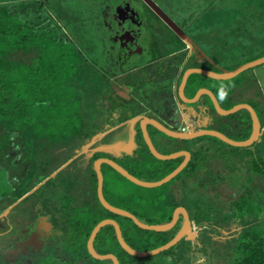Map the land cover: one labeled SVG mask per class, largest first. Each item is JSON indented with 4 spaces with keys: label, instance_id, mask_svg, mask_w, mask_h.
Returning <instances> with one entry per match:
<instances>
[{
    "label": "trees",
    "instance_id": "obj_1",
    "mask_svg": "<svg viewBox=\"0 0 264 264\" xmlns=\"http://www.w3.org/2000/svg\"><path fill=\"white\" fill-rule=\"evenodd\" d=\"M14 1L17 0H0V172H5L11 185L8 190H0V214L41 178L54 173L76 149L91 143L97 135L117 123L111 119L106 106L110 75L103 73L89 58L93 57L96 47L87 36L88 26L78 31L84 46L88 44V49L84 47L87 56L75 40L65 34L63 25L54 19L50 8L43 7V1ZM200 1L210 5L199 7L196 14L191 12L189 29L177 21L192 37V31L195 36L199 31L203 33L206 24L199 28L198 21L204 14L206 21L216 20L214 26L210 23L208 31L216 29L217 24L222 29V36L233 38L246 36L244 31L264 18V12H259L260 2L264 0ZM63 3L67 2L55 0L52 5L58 16L69 18L70 23L73 18L63 11ZM249 5L259 11H251L247 18L243 12ZM22 8L32 16L22 17L18 10ZM211 9L214 13H209ZM75 17L83 19L79 14ZM210 35L201 37V41L213 50L212 53L208 50L212 62L190 53L179 81L191 66L221 72L264 55L240 63L232 61L233 58L224 61L219 53L215 54V37L210 38ZM174 36L182 44L179 55L185 57L188 48ZM200 60L205 65L197 62ZM255 68L229 79L192 73L185 87V94L190 98L202 87L210 89L224 109L239 103L250 104L263 129L259 139L251 145L232 146L210 135L179 139L148 125L153 144L160 153L178 150L191 153L188 164L175 177L157 187H143L109 164L101 166L103 195L110 204L129 211L146 224L168 223L175 209L183 206L196 227L197 236L194 239L183 237L157 255L136 257L120 246L114 227L107 224L94 238L95 251L115 254L120 264H165L160 259L168 257L178 264H264V93L255 77ZM191 105L198 111L194 123L191 121L190 124L193 130L214 129L239 141L251 135L252 119L247 109L221 115L207 94ZM206 118L208 122L203 123ZM172 120L164 124L173 130H181L176 117ZM135 128L137 147L132 154L122 152L119 157H113L104 151H95L83 169L84 179L80 180V168L73 162L40 187L39 191L49 190L53 225L51 243L43 252H33L30 260H26L19 255L7 258L1 248L18 234L15 221L7 224L6 219L9 221L13 215L15 220L17 209L24 207L30 196L13 206L8 217L0 218V264H113L111 259H95L87 249L92 230L106 218L119 223L127 244L138 251L162 246L177 234L181 228L180 219L169 230L143 229L129 217L109 211L98 199L93 163L99 157L115 160L144 181L164 178L183 161V156L167 160L156 158L150 152L138 122ZM111 136L112 132L108 133L103 142L111 141ZM99 145L101 140L91 148ZM226 176L233 183L230 184ZM231 188L234 191L232 197L229 195ZM230 216L241 221H227Z\"/></svg>",
    "mask_w": 264,
    "mask_h": 264
},
{
    "label": "flooded vegetation",
    "instance_id": "obj_2",
    "mask_svg": "<svg viewBox=\"0 0 264 264\" xmlns=\"http://www.w3.org/2000/svg\"><path fill=\"white\" fill-rule=\"evenodd\" d=\"M156 3L159 4L158 2ZM160 8H162L168 14L163 6H160ZM97 13V16H100L98 17V19L100 18L101 21H93L92 25L93 27H96L100 23L99 26L102 28L103 32L101 36H99V33H97L96 30H94L95 28L91 29L89 32L90 34L92 33L90 39L92 40V42H94V46L96 47V56L98 55V53L100 54L97 49H102V53L100 54V56L104 58H109L110 55L112 57L115 56L116 58H123L125 57L124 54H126V57H128L131 62L134 59L136 60L135 55H133L124 47L125 43L123 44V40L120 41L119 39H128L130 43L134 41L136 43L139 39H141L142 41L139 42V46L143 49L145 59L146 56H153L154 50L156 51V48L158 46L157 37L150 32V25H152L154 29H158V27L154 25V22H158L157 25L159 26L160 24L162 25L160 27L165 32L163 34L164 37H169V34H171V36L176 35L169 28V26L165 24L158 17V15L145 3V1L142 0H123V3H121V5L119 3L117 4L116 0H110L108 3H105L104 6H99V10ZM175 22L177 23V21ZM117 25L119 26V28H117ZM183 30L185 31V29ZM138 35L140 37H138ZM163 35L162 38L164 39ZM96 39L101 43L99 47L98 43L95 42ZM104 42L106 43V46L104 45ZM188 53L193 54L194 52H191L188 48L187 54ZM156 55L157 56L155 58L145 60L141 64L132 63L131 66L129 63V67L125 69L122 68V61L120 64H118V68L115 69H111L110 66L103 65V63L100 64V70L103 73H111L110 90L109 93L105 96L107 104L106 106L108 107V111L111 115L112 120H114L113 118H120V114H128V108L134 111L141 104L145 105V98H147L148 92H150L148 90L149 87L155 90V92L162 93L167 84L169 85V83H171V80L173 82L177 80L182 70L180 69L179 71L178 66L180 60H182L184 57L179 55V52H174L173 55ZM194 55L196 54L194 53ZM104 58L102 62L109 63V59L106 61ZM148 67H150L149 69H152V71L151 73L147 74L143 69H146ZM108 69L110 71H108ZM135 73L141 76V82H133L132 76ZM174 75H176L177 77L175 80L171 79ZM165 90L168 91L169 88ZM165 111H167V113L169 112L170 114V112H173V107L172 109H166ZM160 112H162V110ZM86 145L82 146L80 149H76L74 154L56 171H61L71 163L75 162L76 168H80V180L84 179L82 178L84 176L83 169L86 168L88 159L87 153L84 151V147ZM52 174L50 173L46 177L41 178L34 185V187L23 194L12 205L15 206L28 196L32 198L36 193L39 192L40 187L42 185H45L46 182L51 179ZM30 198L28 200H30ZM7 213L3 216H7ZM30 213H33L31 217L24 215L15 217V220L17 221L19 226L17 228L18 234L15 236V238H10L7 244L1 245V248L5 251L7 258L16 257L19 255L26 260H30V254H34L33 252H43L51 243V231L53 230V225L51 222V209L50 211H48L46 210V208L40 205L37 206L35 204L31 207Z\"/></svg>",
    "mask_w": 264,
    "mask_h": 264
},
{
    "label": "water",
    "instance_id": "obj_3",
    "mask_svg": "<svg viewBox=\"0 0 264 264\" xmlns=\"http://www.w3.org/2000/svg\"><path fill=\"white\" fill-rule=\"evenodd\" d=\"M145 2L158 15V17L165 24H167L169 26V28L179 38H181L187 44V46L191 52H194L196 54V56H198L200 58H205V59L209 60L210 62H212L211 58L200 48V46L197 43H195L191 39V37H189L187 35V33L162 8L157 6V4L153 0H146ZM263 63H264V56L253 59L251 61H248V62L238 66L237 68H235L233 70L223 69L221 72H215V71L205 69V68H200V67H191V68H188L184 71V73L182 75V80H181L179 88H178L179 98L184 103H189V104L196 103L199 100V98L201 97V95L207 94L210 97V99L214 105L215 110L217 111V113H219L221 115H230V114H233L240 109H247L249 111V113L251 115V119H252V132H251V135L249 136V138H247L246 140H241V141L233 140L218 130L207 129V128H203V129H199V130L190 129L188 131L187 130H173V129L167 127L164 123L160 122L159 120L152 118V117H149L147 115L142 114V115L133 116L134 111L132 109L128 108L129 111H128L127 115L129 116V118L127 119V124H129L131 122H138L139 123V128L142 132V136H143L150 152L156 158L161 159V160H167V159H173V158L183 156L184 159L172 172H170L164 178L157 180V181H144V180L137 178L133 174H131L129 171H127L125 168H123L120 164H118L115 160H113L109 157H99L93 163L94 170L96 172V177H97V196H98V199L106 209H108L111 212L129 217L130 219H132L134 221V223L137 226H139L140 228H143V229L165 231V230L171 229L178 222L180 217H182L183 220L181 222V228L179 229L177 234L171 240H169L167 243H165L164 245L159 246L157 248H154L152 250L138 251V250L131 248L127 244V242L125 241V239L123 237L121 227L116 220L110 219V218L103 219L94 227V229L92 230V232L89 236V239L87 241V249H88V252L91 254L92 257H94L95 259H98V260L111 259L113 264H120L119 259L117 258V256L115 254H113V253L100 254L97 251H95V249L93 247V241H94V238L97 235L98 231L103 226H105L107 224H110L114 227L115 234H116V237H117V240H118L120 246L126 252H128L129 254L134 255L136 257H148V256L157 255V254H159L165 250L170 249L172 246L177 244L183 237H185L186 239H194L197 236L196 227L193 225L188 211L183 206H179L175 209V211L173 213V217H172L171 221L168 223H165V224H146V223L140 221L136 216H134L129 211L124 210V209L119 208V207H116V206H113L112 204H110L105 199V197L103 195L104 177H103V172H102L101 166L103 163H107L111 167H113L116 171H118L121 175L126 177L128 180L132 181L133 183H135L139 186H143V187H157V186H160V185L168 182L173 177H175L188 164V162L191 158V153L188 150H178V151H174V152H171L168 154L160 153L153 144L150 133L148 131V125L154 126L157 130L161 131L162 133L166 134L167 136L179 138V139H195V138L203 136V135H210V136L217 137V138L221 139L222 141H224L227 144H230L232 146L247 147V146L251 145L252 143H254L255 141H257L259 139V137L262 134L263 129L261 127V122L259 120L257 112L255 111V109L250 104L239 103V104L234 105L230 109H224L220 106L215 94L210 89H208L206 87H202V88L198 89L197 92L195 93V95L191 98L187 97L185 95L184 91H185L187 79H188L189 75L192 73L203 74L205 76H208V77H211L214 79H229V78L235 77L239 73H241V72H243L249 68L256 67V66L261 65ZM142 107H143V104H141L139 107H137V109H141ZM117 120L118 119H116V120L114 119V121H117ZM135 133H136V128L134 126V135H135ZM101 136H103V133L100 135H97V137L95 138L94 141H96L97 138H99ZM93 143L94 142L89 143L88 145H86L84 147V151L87 153V158L95 151H103V150H100V148H96V147L91 148V144H93ZM89 151H93V152L91 154H89V156H88ZM128 154H132V153H128ZM57 172L58 171L54 172L52 174V176H54ZM12 206H10L3 213H1L0 218L3 215H5L7 213V211Z\"/></svg>",
    "mask_w": 264,
    "mask_h": 264
},
{
    "label": "rangeland",
    "instance_id": "obj_4",
    "mask_svg": "<svg viewBox=\"0 0 264 264\" xmlns=\"http://www.w3.org/2000/svg\"><path fill=\"white\" fill-rule=\"evenodd\" d=\"M26 1H29V0H26ZM39 1H43L44 5L43 7H48L50 8V10L53 12V17L54 19L61 23V25H63L64 27V31H65V34L69 37V38H72L75 40V42L77 43V45L85 52V49L84 47H86V49H88V44L84 46V43L81 39V35L78 33V31H83V29H87V26L89 28V32L91 29H94L96 30L97 33H99V36H101L103 30L102 28L97 25L96 27L92 25L93 21H101V19L98 17L100 16H97V12L99 10V6L103 5L105 3H108L110 0H65L67 3H63V11L65 13H68L67 16H70V18L73 20H70V23L68 22L69 18L65 17V18H62V17H59L58 16V13L57 11L55 10V8L53 7L52 3L53 1L55 2V0H39ZM117 1V4L119 3L121 5V3H123V0H116ZM142 1H146V0H142ZM154 1V0H153ZM159 2V4H157L155 1V3L157 4V6H163L165 9L168 10V12L171 14V16L173 17L174 20L178 21L180 26H183L185 28H188L189 24L191 25V21L190 20V16L191 15V12L192 14H196V12H198L197 9H199V7H202L203 5H210V4H207L206 1H200V0H157ZM15 3L17 2H21V0H17V1H14ZM146 3V2H145ZM262 5H260V11L258 9H255V7H251L249 5V8H246V12H243V14L245 15V17L247 16V18L249 16H251V11H259L263 14L264 12V2H260ZM147 4V3H146ZM148 5V4H147ZM149 6V5H148ZM263 6V7H262ZM150 7V6H149ZM151 8V7H150ZM214 8V6L212 7ZM19 10V13L22 17H26V18H29L32 16V13H29L26 9H18ZM187 10H189L190 12H188ZM208 12V11H207ZM206 12V13H207ZM209 13H214V9H211ZM80 15L83 17V19H76L75 16L77 15ZM208 14V13H207ZM262 17H264V15H262ZM206 14H204L202 16V18L199 19L198 21V24H199V28L202 26L201 24L205 25L203 26V33L202 32H197L199 35L195 36V32L192 31V35L193 37L191 36V38L193 39V41L197 42V44L200 46V48L206 53L210 51L212 53L213 50H211V48H209L208 44L206 43H203V41H201V37L202 38H205L208 37L210 35V38H214L215 37V54L217 55L218 53L220 55V57H222V60H229L230 58H233L231 59L232 61H235L237 60L239 63L242 62V61H245V60H248V59H251V58H254V57H257L259 55H262L264 53V18H259L261 19L259 22L258 20L253 24V27H251L250 30H247V31H244V34H246V36L244 37H237V38H233L231 36H222L221 34L222 33V29H220L219 26H217L216 24V29H213L212 31H208V28L210 27V23H213V26L215 24V21H214V18L211 20L209 19L208 21H206ZM67 23V24H66ZM91 24V25H90ZM158 22H154V25H156V27H158V29H154L152 25H150V32L152 34H154V36L157 37L158 40H161L162 39V35L165 33L164 30L160 27L162 26L160 24L157 25ZM195 26V24H194ZM77 27L80 29L78 30ZM117 28H119V26L117 25ZM182 28V27H181ZM189 29V28H188ZM185 31L188 33L187 35L189 36V32L188 30L185 29ZM204 31H207L209 32L208 34H206ZM218 31V32H216ZM87 33V36L90 37V33ZM196 33V34H197ZM218 33V35L216 34ZM92 35V33H91ZM138 37H140L138 35ZM137 37V39H138ZM164 37V35H163ZM190 37V36H189ZM120 41L123 40V44L125 43V48L131 52L133 55H135L136 57V60H129L128 57H126V54L125 57L123 58H116L115 56L112 57L110 55L109 58L107 57H102L100 56V54L102 53L101 50L102 49H97L100 54L98 53V55L96 56V53L97 51L95 50L93 52V57H90L91 59L94 60V62L96 63L97 67L100 69L101 68V63H103V65H106V66H110L111 69H115V68H118V64L121 63L122 61V68H128L129 67V63L130 65L132 66V63L134 64H141L142 62H144L145 60H148L150 58H152V56H146V59L144 57V54H143V49L139 46V42L142 41L141 39L138 40V42L135 43L132 42L130 43V41L128 39H119ZM86 41V40H84ZM183 41V40H182ZM96 43H98V47L100 46V42L96 39L95 40ZM184 42V41H183ZM195 42V43H196ZM185 43V42H184ZM118 44V43H117ZM186 44V43H185ZM104 45L106 46V43L104 42ZM187 45V44H186ZM188 47V46H187ZM161 51H164L166 50L167 48L166 47H160ZM209 50V51H208ZM85 54H87L85 52ZM208 55V54H207ZM88 56V54H87ZM264 56V55H263ZM103 58L107 61L109 59V63H105V62H102L103 61ZM203 60H200V61H197L198 63H202L203 65H205V63L202 62ZM110 64V65H109ZM112 64V65H111ZM133 64V65H134ZM201 64V65H202ZM109 68V69H110ZM132 68V67H131ZM150 67L146 68V69H143L145 73H151L152 69H149ZM108 69V71H110ZM256 70L260 71V75L261 78H262V82H263V85H264V63L261 64V65H258L256 66L255 68ZM107 74H109L111 76V73L108 72ZM132 80L134 83H139V81L141 82V76L137 73L133 74L132 76ZM195 109H197V107H195ZM178 123V126H180V122L177 121ZM226 179L227 181L231 184L233 183V181H229L228 180V176H226ZM223 185V184H221ZM225 185V183H224ZM11 188V185L9 183V181L7 180L6 178V174L5 172H0V190H8ZM49 188H51V186H49ZM49 190H47V188L45 189H41L38 193H36L32 198H30V200H28L23 206H20L17 211H16V215L15 217L19 216V215H24V216H30L33 215V213L31 214L30 213V210H31V207L33 205H40L44 208H46V210H50L51 209V196L49 195V193L47 192ZM231 197L234 196V191L233 189L231 188V192L229 194ZM49 197V198H48ZM13 215H10V217L8 218L7 223L10 224V221L13 220V222L17 225L16 227L18 228V223L16 220H14V218L12 217ZM231 218H229L227 221H230V220H237L238 222L241 221V220H238V218H234V216H230ZM238 217V216H237ZM182 222V217L179 218ZM236 221V222H237ZM235 223V222H233ZM52 233V231H51ZM36 243V242H35ZM161 261H163L165 264H178L176 262H174L171 257H168V258H163V259H160ZM180 264V263H179ZM194 264V263H193Z\"/></svg>",
    "mask_w": 264,
    "mask_h": 264
},
{
    "label": "crops",
    "instance_id": "obj_5",
    "mask_svg": "<svg viewBox=\"0 0 264 264\" xmlns=\"http://www.w3.org/2000/svg\"><path fill=\"white\" fill-rule=\"evenodd\" d=\"M157 41H158V46L156 48V51L154 50V55L152 56V58H155L156 54L173 55L174 52H180L183 49L182 44H180V42L174 36H171V34H169V37L167 36V38L164 37V39L157 40ZM160 47L162 48L166 47L167 49L164 51H161ZM206 54H208L207 51H206ZM189 56H190V53H188L182 60H180V63L178 66L179 71L180 69L183 70V67L187 63V58ZM259 72L260 71L256 69L254 70L255 77L259 81L261 89L263 90V93H264V85L262 82L263 80L261 78L262 75H260ZM179 77L177 78L176 75L172 76L171 79L175 80L177 78V80H175L174 82L171 80V83H169V85L167 84L165 89L169 88L168 91L164 89L162 93H159V92H155V90L149 87L148 90L150 92H148V96L147 98H145L146 102H145V105H143L144 107L136 111L134 110L133 116L143 114V115H147L149 117L158 119L159 121L163 123L167 121L171 122V120L172 119L175 120V117H176L175 121H179L182 128L184 127L185 130L187 131L192 129L190 124H191V121L193 122L194 115L198 111H196L195 107L192 106L191 104L184 103L181 101L180 98H178L179 97L178 88L182 80V77H181L179 81ZM165 94H167L168 96ZM172 107H173V112H170V114L169 112L167 113V111H165L166 109H172ZM161 110L162 112H160ZM119 117L120 118H118L117 123L114 126H112L109 130L104 132L103 136L97 138V140L94 141L95 138L97 137L96 136L94 140L92 141L95 143L101 140V145L97 146L96 148H100V150H103L105 153L112 155L113 157L114 156L119 157L122 152L132 153L134 149L137 147V142H136L135 135H134V126L137 125V122H131L127 124V119L129 118L127 114L126 115L120 114ZM113 119H116V118H113ZM202 122L207 123L208 119L207 118L203 119ZM110 132H112V136H111L112 140L108 142H103L104 137H107V134ZM93 144H91V146ZM92 152L93 151H89L88 156Z\"/></svg>",
    "mask_w": 264,
    "mask_h": 264
},
{
    "label": "clouds",
    "instance_id": "obj_6",
    "mask_svg": "<svg viewBox=\"0 0 264 264\" xmlns=\"http://www.w3.org/2000/svg\"><path fill=\"white\" fill-rule=\"evenodd\" d=\"M181 39V38H180ZM182 40V39H181ZM184 128V127H183ZM183 128L181 130H183ZM185 129V128H184Z\"/></svg>",
    "mask_w": 264,
    "mask_h": 264
},
{
    "label": "built area",
    "instance_id": "obj_7",
    "mask_svg": "<svg viewBox=\"0 0 264 264\" xmlns=\"http://www.w3.org/2000/svg\"><path fill=\"white\" fill-rule=\"evenodd\" d=\"M183 130H185V129L183 128Z\"/></svg>",
    "mask_w": 264,
    "mask_h": 264
}]
</instances>
